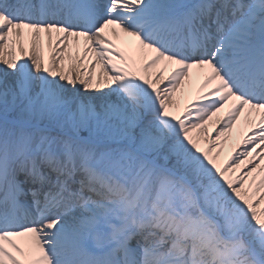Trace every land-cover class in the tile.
Listing matches in <instances>:
<instances>
[{"label": "snow or ice", "instance_id": "6c2138e0", "mask_svg": "<svg viewBox=\"0 0 264 264\" xmlns=\"http://www.w3.org/2000/svg\"><path fill=\"white\" fill-rule=\"evenodd\" d=\"M0 264H264V0H0Z\"/></svg>", "mask_w": 264, "mask_h": 264}, {"label": "bare ground", "instance_id": "6f19581e", "mask_svg": "<svg viewBox=\"0 0 264 264\" xmlns=\"http://www.w3.org/2000/svg\"><path fill=\"white\" fill-rule=\"evenodd\" d=\"M195 71L193 70V78L191 81H185L184 87L183 89H178L177 93L174 96V100L179 101V103L181 104V107L183 106V104L188 103L192 100V93L195 91V87H196V79H195ZM165 75H167V73H165ZM163 86V85H161ZM218 115H223V113H220ZM216 119V117H213L212 120L214 121ZM207 129L208 134L211 137L215 136V132L213 131V126H212V121H209V123L205 126ZM216 127L218 128L219 125H216ZM241 130V126L238 125L237 129H234V131L232 133H227L225 137H221V140H226L227 143L224 145L223 150H222V154L220 157V162L223 163V161L225 160V158L227 157L228 153L235 148L237 151H239L243 145L239 143V131ZM199 132V130H194L193 131V136L195 137L197 135V133ZM200 142H201V147H207V144L204 142L203 139V134H200ZM219 141H217V148L214 149V153L215 151H221L220 147H219ZM257 151H259V149H257Z\"/></svg>", "mask_w": 264, "mask_h": 264}, {"label": "rangeland", "instance_id": "374dc122", "mask_svg": "<svg viewBox=\"0 0 264 264\" xmlns=\"http://www.w3.org/2000/svg\"><path fill=\"white\" fill-rule=\"evenodd\" d=\"M83 133H86L85 135H87V132H83ZM83 133H82V134H83Z\"/></svg>", "mask_w": 264, "mask_h": 264}]
</instances>
